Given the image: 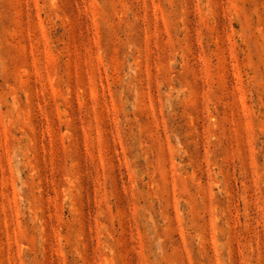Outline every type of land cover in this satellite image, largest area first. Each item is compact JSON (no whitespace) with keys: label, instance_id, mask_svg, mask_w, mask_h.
Wrapping results in <instances>:
<instances>
[{"label":"rangeland","instance_id":"rangeland-1","mask_svg":"<svg viewBox=\"0 0 264 264\" xmlns=\"http://www.w3.org/2000/svg\"><path fill=\"white\" fill-rule=\"evenodd\" d=\"M0 264H264V0H0Z\"/></svg>","mask_w":264,"mask_h":264}]
</instances>
